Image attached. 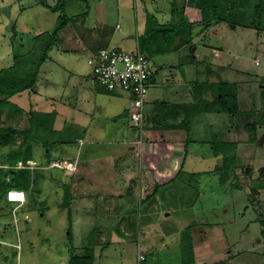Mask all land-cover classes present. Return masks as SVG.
<instances>
[{
  "label": "rangeland",
  "instance_id": "374dc122",
  "mask_svg": "<svg viewBox=\"0 0 264 264\" xmlns=\"http://www.w3.org/2000/svg\"><path fill=\"white\" fill-rule=\"evenodd\" d=\"M42 1L55 5L60 0H0V68L12 64L18 52L14 45L21 41L24 50L19 53H26L34 46L36 34L52 35L62 13L70 18L49 51L51 60L41 64L34 90L10 97L24 111L57 110L58 115L46 121L44 131L31 132L29 149L22 153L31 157V168L10 165L19 153L21 135L14 136V144L0 146V189L12 177L7 170L14 168L17 180L30 190L27 203L19 209L8 200L0 201V264H187L189 256L181 250L185 231L192 237L191 264H264V140L259 141L264 135V27L233 29L225 22L211 21L214 24L196 39L198 54L202 49L207 57L220 51L223 67L198 63L193 84L224 81L226 91L236 95L239 111L232 115L203 112L192 124L182 125L190 129L191 140L181 172L155 185L153 191L148 183L141 191L145 180L140 148L134 144L132 149L124 139L138 138L146 119L142 127L135 124L130 118L131 93L116 89L123 97L116 120L115 115L105 118L96 112L90 122L92 116L85 111L93 113V106L84 99L91 94L80 89L81 82L86 78L90 88H105L93 78L83 51L61 49L79 46L75 35L83 27L74 15L86 9L85 25L106 31L111 47L128 51L138 41L153 59L155 48L169 41L156 29L159 44L154 35L143 37L131 31L135 26L132 0H67L55 11ZM100 8L108 10L104 18ZM208 16L213 18L212 12ZM173 17L170 23L156 26L176 32L180 25L179 39L188 37L191 25L181 23L179 15ZM14 31L20 38L13 45ZM149 42H155L153 49ZM32 50L40 54L41 49ZM6 118L16 128L27 125L25 118L16 123L15 113ZM253 121L256 126L250 130L246 125ZM98 125L106 131L96 132ZM252 135L255 139L250 140ZM215 141L237 144L235 170L224 180L222 158L212 149ZM62 158L76 161L77 171L49 167L52 159ZM89 254L86 260L75 261Z\"/></svg>",
  "mask_w": 264,
  "mask_h": 264
},
{
  "label": "crops",
  "instance_id": "0c3cea01",
  "mask_svg": "<svg viewBox=\"0 0 264 264\" xmlns=\"http://www.w3.org/2000/svg\"><path fill=\"white\" fill-rule=\"evenodd\" d=\"M66 1L67 0H64L63 4H65ZM132 2L135 9V26L131 31H135L136 35H141L144 32L148 15H151L159 26H162L164 23L167 24V22L170 23V20L174 19L173 15H183L186 21L192 24L190 33L188 34L190 36L189 40H187L188 37L179 39L182 29H177L179 34H176L177 31L176 33L164 31L160 33L161 35L165 34L168 36L167 40L169 41V45L161 48L159 46L160 50L155 52L154 55H151L154 57L153 59L144 51L145 54L149 56L153 68V74L147 89V101L145 105L146 122L144 128H141L138 138L135 137L133 140L126 138L124 142L133 145L132 149L136 147L134 144H137L138 148H140V169L143 172V179L145 180L140 190L143 191L147 188L146 184L148 183V185H152L153 191L155 185L163 184L177 177L178 171L183 166L185 150L188 145L187 140L190 139L187 132L190 133V129L186 131L182 125L186 124V110L189 108V104L192 103L191 99H193L191 86L196 77V65L200 62H207L209 65L222 68L223 62L220 58V51L218 50L213 51L214 54H210L208 57L204 54L206 49H202L198 54V48L195 46L196 39L200 37L205 28L199 23V10L194 5L189 4L188 0H132ZM19 3H21V1ZM68 3L67 1V4ZM107 11L106 8H103L100 17L102 16V18H104ZM88 14L86 9L85 12L74 15V17H76L75 20L83 27L82 31H78L79 35H77L78 33L75 35L77 37L75 45L79 46L61 49L64 52L76 50L83 51L86 60L91 53L98 51L100 48L111 47L109 46L111 37L106 31H97V27L85 25L87 18H89ZM69 20L70 18H68L67 23ZM159 26L156 27L158 32L161 30ZM25 31L29 32L27 29ZM174 34L175 36H173ZM129 37L133 38L134 34H130ZM157 42L159 44L158 39ZM134 44H136L134 48L129 51L135 50V48L139 49V42L131 43V45ZM55 45L56 42L53 46ZM148 45L150 49H153L155 42H149ZM146 49L149 50L147 47ZM58 54L62 53L59 51ZM64 58L65 57H63V59ZM47 60H51L49 52L46 61ZM211 75L212 74H210V76ZM87 81L88 80L85 78L81 82L82 88L80 89H89L91 91H89L91 97L84 99V101L87 100V104L91 102L93 106V113L85 111L92 116L90 122L99 114L101 115L100 117L105 118L108 117V115L110 117L115 115L114 120H116V115L121 113L123 109V97L121 92L118 90L108 91L107 89L101 91L96 86L90 88V84L88 86ZM209 83L212 84L213 81H209ZM212 96L213 92L210 87L203 89V99L211 100ZM52 111L56 112V116L58 115L57 110ZM96 112L97 114L94 115ZM196 115L197 114H194L189 119L188 124H192ZM80 126L83 125L80 124ZM86 129L87 131L89 130L88 125ZM143 129L145 133H143ZM104 130L106 131L105 127H101V125L95 128L96 132H104ZM121 131L122 129L120 128L116 130L119 134ZM94 156L95 158H99L96 153H94ZM123 161L126 164L129 163L127 159H123ZM77 169L78 167L76 171ZM24 192L25 201L21 205L16 202L7 201L4 194H2V196L0 195V201H7L9 204L15 203L12 205L13 209H19L27 203L29 198L30 190Z\"/></svg>",
  "mask_w": 264,
  "mask_h": 264
},
{
  "label": "trees",
  "instance_id": "16d2710c",
  "mask_svg": "<svg viewBox=\"0 0 264 264\" xmlns=\"http://www.w3.org/2000/svg\"><path fill=\"white\" fill-rule=\"evenodd\" d=\"M188 2L189 4L194 5L199 10L200 12L199 23L202 25L203 28L209 27L212 24H214V23H210L211 21H215V23L225 22L228 24L230 28L233 29L240 26L254 28V29H260L261 27L262 28L264 27L263 24L264 0H188ZM42 3L44 6L50 8L53 11L63 7V2H61V0L57 2V4L55 5H49L45 1H42ZM211 12L213 18L208 16L210 15ZM61 16L63 18H61L62 20L60 24L55 27L52 35L47 36L42 32L36 34L33 37L34 46H32V48L28 50L26 53H19L20 51L24 50L20 44L22 43L21 41L18 45H14V42H16V40L20 38V37L16 38V32L14 31L15 33L13 34L11 41L13 42L14 50L16 49L18 52H14L12 57L13 61L10 66L0 68V146L14 144L15 143L14 136L16 135H21L23 137L22 142L20 143V147L18 149L19 153H17V156L14 159L15 162L10 164L13 166H15L19 160L21 162V159L24 161V163H26V161L31 158L30 156H22V153H26L27 151L26 149H29L31 143L30 139L32 138L31 132L44 131L46 121H49V119H52L53 116H55L54 112L46 113V112H37L34 110L24 111V109H22L21 107L13 104L10 101V97L19 94L25 90H29L30 92L34 90L36 82L38 80L39 68L41 64L47 59L49 50L55 44L57 40L58 32L67 23L68 18L64 16L63 13L61 14ZM152 19L153 17L151 15L147 16L146 27L144 32L142 33V36L146 37L148 35L151 36L154 35L153 38L155 41V39L157 40L158 33L164 32V30H162L161 28V30L157 34H155L154 29H156L157 23L153 22ZM180 19H181V23L183 21L186 22V19L183 15L180 16ZM187 24L192 25L191 23H187ZM179 26L175 27L176 29L175 31H177V33L175 32L176 34H179V31L177 30L179 29ZM159 35L167 41L168 36H166L165 34L161 35V33ZM173 36H175V34ZM45 37H47V39L42 42V39H44ZM189 37L190 36L188 35L187 40H189ZM39 43H44L43 47L41 48H38L37 46L35 47V45ZM142 47L143 46L141 45V43H139V50L141 52H144L145 48L143 49ZM160 48H155V52L159 51ZM32 49H34L35 51L41 49L40 54H37V52L35 53ZM155 52H152V54ZM210 71L211 70L208 69L207 74H210ZM152 74L148 79V84ZM214 84L213 83L210 84L209 82H203V83L195 82L194 84H192L191 86L192 96L193 99H195V101L197 102H195V104L193 103L189 104V108H187L186 110V120H185L186 125L189 123L188 122L189 119L194 114H199L203 112H214V111L226 112L229 115L238 113L239 107L237 104L236 95L229 94V92L226 91L224 81H218L217 83ZM208 87H210V89H212L213 92V96L211 100H206L202 98L203 89ZM13 113H15V115L18 118L16 123L21 122L25 118L27 124L25 128L20 129L14 127L11 124H8L9 121L7 120L6 117L13 115ZM4 114H5V118H2V115ZM246 126L248 127V129L252 130L253 128H255L256 124L253 121L247 124ZM252 139H255L254 135H252V137L250 138V140ZM187 142H190V139H188ZM236 146L237 144L233 141H227V142L215 141L212 143V149L214 154L217 156H221L222 158L223 171L220 172L221 180L226 179L228 173L230 171L235 170L236 148H237ZM24 150L26 151L24 152ZM181 168L178 171V174L181 172L182 170ZM7 172L12 177L6 181H3L2 190L0 189L1 196L2 194H4L6 198V192L10 188H16L24 191L27 190V187L24 184H21L17 180L18 177L17 178L15 177L17 174L14 172V168L7 170ZM246 172H249V170L247 169ZM196 174L197 176L198 175L200 176L201 173L198 171L196 172ZM21 182H23V180ZM184 234H186L187 238L185 235H183L184 240H183V244H181L182 245L181 250L183 253L185 252L187 253V256H189L188 258L190 260H188L187 264H191L193 263L192 262L193 244L191 242L192 237L188 231H185ZM89 257L90 254L89 256L86 255L78 258L80 260L75 259V261L77 263H80ZM90 261L93 262L92 259Z\"/></svg>",
  "mask_w": 264,
  "mask_h": 264
},
{
  "label": "built area",
  "instance_id": "2783aa9c",
  "mask_svg": "<svg viewBox=\"0 0 264 264\" xmlns=\"http://www.w3.org/2000/svg\"><path fill=\"white\" fill-rule=\"evenodd\" d=\"M91 67L93 78L107 90L120 89L131 93L130 118L139 127L146 119L145 105L147 100L148 79L153 73L151 61L147 54L139 49L127 51L124 49L105 47L91 53L87 59ZM18 162L16 167H32L31 160L22 166ZM49 167H57L66 172L76 170V161L67 158L52 159ZM8 201L21 205L25 201V194L19 189H9L6 193ZM139 254L138 259L142 260Z\"/></svg>",
  "mask_w": 264,
  "mask_h": 264
},
{
  "label": "clouds",
  "instance_id": "9594fccd",
  "mask_svg": "<svg viewBox=\"0 0 264 264\" xmlns=\"http://www.w3.org/2000/svg\"><path fill=\"white\" fill-rule=\"evenodd\" d=\"M29 160H30V159H29ZM18 162H20V161H18ZM18 162H17V163H18ZM17 163H16V165H17ZM21 163H23V162H21ZM24 164H25V163H24ZM16 165H15V167H16ZM22 168H23V167H22ZM76 168H77V165H76ZM10 189H11V188H10ZM13 189H16V188H13ZM8 190H9V189H8ZM8 190H7V191H8ZM19 190H20V189H19ZM22 191L24 192V190H22ZM6 193H7V192H6ZM24 194H25V192H24ZM6 200H7V198H6Z\"/></svg>",
  "mask_w": 264,
  "mask_h": 264
},
{
  "label": "water",
  "instance_id": "95a60500",
  "mask_svg": "<svg viewBox=\"0 0 264 264\" xmlns=\"http://www.w3.org/2000/svg\"><path fill=\"white\" fill-rule=\"evenodd\" d=\"M264 140V135H262V137L259 139L260 143L263 142Z\"/></svg>",
  "mask_w": 264,
  "mask_h": 264
},
{
  "label": "bare ground",
  "instance_id": "6f19581e",
  "mask_svg": "<svg viewBox=\"0 0 264 264\" xmlns=\"http://www.w3.org/2000/svg\"><path fill=\"white\" fill-rule=\"evenodd\" d=\"M111 91V90H110ZM116 91V90H115ZM122 92V91H121ZM128 93V92H127ZM129 94V93H128ZM130 95V94H129ZM130 98H132V97H130ZM131 106V105H130ZM31 160V159H30Z\"/></svg>",
  "mask_w": 264,
  "mask_h": 264
}]
</instances>
